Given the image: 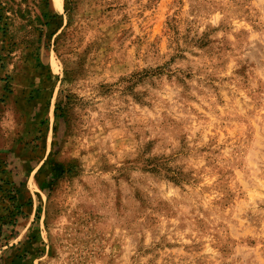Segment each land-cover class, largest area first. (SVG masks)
<instances>
[{
  "label": "rangeland",
  "instance_id": "rangeland-1",
  "mask_svg": "<svg viewBox=\"0 0 264 264\" xmlns=\"http://www.w3.org/2000/svg\"><path fill=\"white\" fill-rule=\"evenodd\" d=\"M0 264H264V0H0Z\"/></svg>",
  "mask_w": 264,
  "mask_h": 264
}]
</instances>
